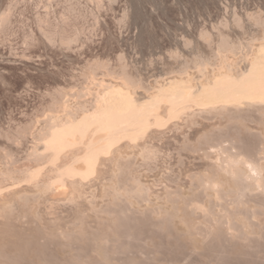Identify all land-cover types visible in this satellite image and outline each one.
<instances>
[{"label":"rangeland","instance_id":"rangeland-1","mask_svg":"<svg viewBox=\"0 0 264 264\" xmlns=\"http://www.w3.org/2000/svg\"><path fill=\"white\" fill-rule=\"evenodd\" d=\"M262 37L264 38V0H0V196L5 198V201L3 199L0 200V206L5 208L2 210L0 207V218L3 219L2 221L0 219V247L2 246L1 250L3 249L2 251L0 250L2 259L0 264H64L63 260L67 264H102L103 262V264H110V262L112 264H264V204L260 205L262 196L255 194L251 197V195H242L241 192L240 194L239 191L235 190L240 198H245V196L247 198L250 196L249 198H251V200L248 198V201H245L247 198L241 199V207L237 198V204L239 205L233 202L234 199L232 203L227 201L230 198L232 199L233 195L236 197L235 191V193H230L232 197L230 194V196L224 195L227 200L221 195L217 196V199L214 197L216 202L213 201V203L211 201L212 204L210 202L206 203L209 200H204L206 198L204 196L205 193L210 190L209 187L205 189L204 186L209 182L207 180H211L209 177L211 176L210 172L212 173L213 170L211 171L210 169L214 168L210 164L214 157L212 153L211 155L209 153L212 149H209V145L219 144L217 142H223V145H227L233 140L232 143L235 144L237 150L238 148L240 149L238 151H244L254 157L257 155L256 157L258 158L255 157V159L259 160L261 158L262 160L260 159L259 161H264V153L262 152L264 150H261L264 147V113L259 110V114L263 113L261 114L263 117H261L255 107V111L251 107L252 112L250 111L248 115L242 114L243 119H241L242 117H239V119L235 118L241 114H232L233 116L224 114L223 116L220 115L219 119L217 115L208 114L203 117V114L197 113L195 115V117L197 116L196 120L191 124L183 120L184 118L178 119L180 122H177L182 124L179 127L180 129L178 128V123L177 128H174V125L166 124L159 130L160 134L155 132L153 137L148 140L149 144H154L153 147H156L155 153L151 158L148 157L145 160L146 158L144 157L145 159H143L139 149L133 146L132 143H128L126 146L130 149L126 148V150L125 145L123 146L124 148L122 147L126 157L123 162L125 164L122 163L121 169L120 167L118 170L115 169L113 161L103 162L100 166L101 171L84 178L80 185L77 184L79 193H77L78 190L76 192L72 191L69 185H60L59 183H53L54 185L48 186L47 189L50 191L46 190V188L43 190L34 186L32 180L21 175L24 172L26 173L29 167L32 169L36 166L47 167L46 165H51V162L47 160L48 158H38L37 156L39 153V156L45 155L46 157V151L41 146L43 142L41 138L45 136L42 131L47 132L50 126H47L48 129H44L47 123L50 125V122L47 121L48 117L46 118L45 116L51 115V113L52 115H61V105L67 104V106L70 105L71 107L76 102H80L83 96L85 98L83 97L82 100L84 101L81 100V102H86L88 103L87 105L90 104L93 86L90 88L88 73L89 69H92L91 67L95 68L97 64H100L97 66L99 68L102 65V68H96L97 77L102 78V73L105 71L104 68L107 66L109 68L107 69L112 73L105 74L103 78L106 76L111 82H115L118 77L121 80L123 76L127 75L126 77L130 76L129 78H132V80L137 79V82L142 80V84L149 87L154 86L156 82L161 84V82L164 83L169 78L183 75L186 71H188L186 74L189 73V75L193 73L191 75H195L197 80L199 73L197 74L195 70H197V63L201 62L199 59L203 58V61L206 56L209 57H206V60L212 58L210 60L211 64L213 62L215 66V62L218 63L215 60L218 59L216 54H219V51L224 48L226 50L228 46L233 49L232 46H235L233 43H236L240 46L235 47L236 49L238 47L237 55L235 56L237 58L241 56V59L238 58V64L244 65L242 55L246 54L244 52L248 53L252 49V45L255 47L259 41L261 42ZM69 41H71L70 44L68 43ZM218 42L219 44L217 45ZM230 43L232 46H230ZM217 46H220V48ZM230 48L226 51L231 50ZM244 49L245 51H243ZM196 59L198 60L196 61ZM210 61H207L209 63L206 62L207 71H211L210 68H213L210 65ZM184 69L185 73L180 74ZM122 71L123 73L125 71L126 75L121 76L123 74H121ZM115 74L121 75H117L116 78L115 76L113 77ZM107 75L111 76V78ZM118 79L117 81L120 82ZM110 80L105 81L109 82ZM86 86H89V90H86ZM79 90H81L82 96ZM73 91H76L75 93L78 95L75 96V93H72ZM137 91L138 95L143 96L142 89ZM62 93H65L64 96ZM79 97L80 99H77ZM55 110H58V114L55 113ZM49 111L52 112L50 113ZM205 117L206 119H204ZM256 117L262 122L258 121ZM185 122L186 124L184 125ZM248 128L252 131L250 130L249 132ZM197 135H199V138ZM261 135L263 138H261ZM214 136L217 138H213ZM194 139H197L196 142H194ZM185 142L187 143L185 144ZM235 149L233 148L232 151H235ZM41 158H44L45 160L43 159V161L45 162ZM214 169L217 170L218 167ZM100 172L101 174H99ZM112 173L116 174L112 175ZM123 176L124 178H122ZM198 177H200L199 180ZM94 180L95 184L93 183ZM134 180L138 182L136 185L138 184L139 187L135 185L133 189ZM202 180H204L205 184L200 183ZM111 183L115 185L110 189ZM28 184L29 187H27ZM143 184L144 186L141 187ZM15 186L16 188H14ZM17 187L19 190H16ZM26 187L30 189L27 190ZM114 187L119 188V191ZM131 187L132 190L130 189ZM13 188L16 191H13ZM121 189L123 195L127 194V189L130 190L128 194L131 193L129 198H133V202L132 200H126L125 197L123 198V195L121 197L126 202L119 199L120 196H117V194L120 193L121 195ZM135 189H142L145 192L140 194L143 191ZM108 190L112 191L113 194V191H115L114 197L117 198V201L115 198L112 199L113 194H110ZM124 190L126 194H124ZM133 190L137 191L136 193L138 194L134 193ZM7 191L10 194H7ZM28 191L30 194H28ZM71 191L72 193H70ZM101 191L102 195L100 194ZM18 192L20 195H18ZM31 192H33L32 195ZM11 193L13 194L11 195ZM66 193L72 194L71 197L69 198ZM171 193H174L173 196H171ZM21 194L23 198L26 194L28 197L19 198ZM38 195H41V197ZM126 196L128 199L129 195ZM219 197L221 200H219ZM13 199H15L16 203ZM187 199L190 200L188 201ZM35 200H37V203ZM18 201L21 202L22 206L18 205L20 203ZM78 202L80 205H78ZM242 202L245 205L247 204V207ZM7 203L8 205H6ZM113 203L116 204L114 205ZM227 203L230 208L236 205L242 210L243 208L244 210L245 208L246 210H248L247 208L251 209L249 217L246 216L248 211L235 209V213L245 214L246 212L245 216L249 219H245L247 221L250 220L246 223H250V226L246 224L248 227L245 226V228H249L248 231L251 229L252 233L249 231L251 233L250 236L247 234V230H244V227L243 231L246 234H243L242 237H240L242 234L239 235V233L243 232L242 228L240 229L241 232H239L240 230L238 231L239 228L230 229L231 222L229 223L227 218H223L227 208H229L227 207L228 205L226 206ZM2 204L9 206V212L7 207H3ZM186 205L187 207H185ZM176 206L181 207L178 210ZM187 208L189 209L187 210ZM93 210L95 211L93 212ZM171 212L175 215L177 213L176 217ZM5 213L6 215H4ZM24 215L26 218H24ZM190 216L191 218L189 219ZM252 217L255 218L252 219ZM183 218L186 219L184 220ZM12 222L15 224H12ZM31 224L33 227L30 226ZM86 225L87 227H85ZM73 228L74 231L72 230ZM52 229L55 230L51 232L50 230ZM10 231H13V234ZM71 232L72 234H70ZM201 232H204L203 235ZM230 232L234 235L230 234ZM89 236H92V238ZM203 239L207 240L204 241ZM189 241L192 243L190 244ZM221 244L223 245L221 246ZM68 245L72 248L68 247L67 249ZM53 249L56 250L53 251ZM74 250H76L75 253ZM3 255L6 257L3 258ZM25 259H27L26 262ZM105 259H108V261ZM115 261L117 262L115 263Z\"/></svg>","mask_w":264,"mask_h":264},{"label":"bare ground","instance_id":"bare-ground-1","mask_svg":"<svg viewBox=\"0 0 264 264\" xmlns=\"http://www.w3.org/2000/svg\"><path fill=\"white\" fill-rule=\"evenodd\" d=\"M262 29V28H261ZM211 36V35H210ZM204 37V36H203ZM226 37V36H224ZM258 38V36H257ZM202 39V38H201ZM204 39H206L204 37ZM225 39V38H224ZM222 40V39H221ZM263 40V41H262ZM261 42L257 43V45L254 47L252 44V49L247 53L244 52L246 54L242 55L243 58V64L244 65H240L238 64V58L240 57H236L235 55L237 52V49L235 48L236 46H238L239 44L233 43V45L235 44V46L233 47L232 44L230 43V46H232L233 49H231L229 46L228 48H230L231 50H228V48L225 50L222 49V51H219V54H216V61H218V63L215 62V66L211 61L212 58L210 60H206L205 57L204 60H206L205 62L201 60V62L199 61L197 63V67L194 65V67L197 68L196 73H199V77H197L198 79L196 80L195 75H191L193 73H189L186 74L188 71H186V73L184 72L185 69L183 71L180 72V74L185 73L183 75H177L176 77H172L169 78L168 80H166L164 83L161 82V84H156L154 86H144L142 84V80L140 82H137L136 80H132V78L130 79L129 77H126L127 75L125 74L126 72L123 71L121 72V74H117L118 76L121 75H126L123 76L121 78V80H119L115 75H113V77L115 76L120 82L116 81L115 82H111V80L108 78H106V76L103 78V76L105 74H109L111 71L108 70L109 68L106 65L104 68L105 71H103V76L101 77H97V71L96 68H98L97 66L100 64H97L95 66V68L91 67L92 69H89V73H88V78H89V84L90 88L93 86V91H92V101H90V104L87 105L88 103L86 102H76V104L72 105L70 107L67 106V104H65L64 106L59 104V108L60 112L62 113L61 115L58 114V110L55 112L58 115H52V111H49L51 113V115L49 116H45L46 118L48 117L47 121L50 122V125H48L49 123L46 124L45 129L47 128V126L49 127V129L47 130V132L42 131L40 133H42L43 135H45L43 138H41L43 140L42 145L44 150L46 151V157L45 155L42 156H38L39 157H44V158H48L47 160H49L51 162V165H46L47 167H41V166H36L35 168L30 169L26 171V173H22V177H26L30 180H32V183L34 184V186H36L37 188H41L43 190H48V186L52 185L53 183H59L60 185H69L68 187L72 189V191H77L78 190V186L77 184H81V181H84V178L90 177L93 174H95L96 172L101 171V164L105 161H113V166L115 169L118 170V168L122 167L123 163L125 160L126 155L124 156V151L122 150V147L125 145V149L127 148L126 144L128 143H132L133 146L137 147L139 149V152L141 154V156H143V159L147 160V158H151V156H153V154L155 153V148L153 147L154 144L151 145V143H148V140L150 138L153 137L155 132H159V130L164 126V125H174V128H177V125L179 124L178 119L180 118H184L183 120H185L186 122H189L190 124L193 123L197 118V116L195 117V115L198 114H203L202 116H206L208 114H212V115H217L218 118L219 116H223L224 114H229L230 116L233 115H239L240 116H236L235 118L242 117V114H249L250 111L252 112V108L253 107V111L258 112V114L260 113V111H262L264 113V38L262 37ZM227 41H229L227 39ZM226 41V42H227ZM254 41V40H252ZM220 42V40H219ZM219 42L217 43V45L219 44ZM230 42V41H229ZM248 42V41H247ZM222 45V44H220ZM229 45V44H227ZM240 46V45H239ZM243 46V44H242ZM218 48H220V46H217ZM222 47V46H221ZM227 47V46H225ZM217 48V49H218ZM240 48V47H239ZM248 48V47H247ZM216 49V50H217ZM249 49V48H248ZM245 51V49L243 50ZM202 52V51H201ZM206 53V52H205ZM239 54V53H238ZM241 54V53H240ZM214 57V58H215ZM197 58V57H194ZM209 58V57H207ZM241 59V58H240ZM239 59V60H240ZM198 59H196L197 61ZM194 61V62H196ZM207 61H210V65L213 68H210L211 71H207ZM193 62V63H194ZM207 62V63H206ZM242 62V60H241ZM196 64V63H194ZM189 65V64H188ZM102 66V65H101ZM100 66V67H101ZM210 66V67H211ZM99 67V68H100ZM191 67V66H190ZM98 68V69H99ZM102 68V67H101ZM108 68V69H107ZM190 69V68H188ZM209 69V70H210ZM198 71V72H197ZM112 73V72H111ZM110 73V74H111ZM101 74V75H102ZM178 74V73H176ZM109 76V75H107ZM120 76V77H121ZM175 76V75H173ZM111 78V76H109ZM106 78V79H105ZM114 79V80H115ZM134 79V78H133ZM105 80H110L105 81ZM162 80V79H161ZM87 87V86H86ZM89 87V86H88ZM88 87L86 88V90L88 89ZM68 88V87H67ZM76 89V88H75ZM78 89V88H77ZM138 89H142L143 91V96L138 95ZM82 90V89H81ZM81 90L77 91L80 93L81 95ZM85 90V91H86ZM89 90V89H88ZM60 91V90H59ZM83 91V90H82ZM76 91H73L72 93L74 94ZM87 92V91H86ZM84 93V92H83ZM63 94V93H62ZM65 94V93H64ZM63 94V96H64ZM86 94V93H85ZM88 94V93H87ZM71 95V94H69ZM68 95V96H69ZM75 96H77L78 94L75 93ZM90 95V94H88ZM82 96V95H81ZM70 97V96H69ZM73 97V96H71ZM85 98V97H84ZM89 98V97H88ZM67 100V98H65ZM74 99V98H73ZM77 99H80L77 98ZM88 100V99H87ZM60 101V100H59ZM58 101V103H59ZM65 101V100H64ZM68 101V100H67ZM72 101V100H71ZM77 101V100H76ZM84 101V100H82ZM89 101V100H88ZM57 102V100H56ZM62 102V101H61ZM65 103V102H62ZM86 103V105H85ZM58 107V105H56ZM57 107H55L57 109ZM246 107V108H245ZM255 107V108H254ZM59 112V113H60ZM261 113V114H263ZM233 114V115H232ZM261 114H259L261 116ZM247 115H245L247 117ZM251 115V114H250ZM259 118L263 117V116H259ZM200 116V115H199ZM198 116V117H199ZM244 116V115H243ZM257 116V115H256ZM50 117V120H49ZM217 118V119H218ZM227 118V117H226ZM244 117H242L241 119H243ZM181 119V120H182ZM202 119V118H201ZM206 119V117L204 118ZM220 119V118H219ZM230 119V118H229ZM232 119V118H231ZM256 119L258 120V118L256 117ZM262 119V118H261ZM44 120V119H43ZM214 120V119H213ZM225 120V118H224ZM237 120V119H236ZM246 120V119H245ZM249 120V119H248ZM46 121V120H45ZM178 121V122H177ZM205 121V120H203ZM228 121V120H227ZM261 121L262 120H258ZM183 122V121H182ZM186 122L184 123V125L186 124ZM199 122V121H198ZM229 122V121H228ZM227 122V123H228ZM234 122V121H232ZM237 122V121H236ZM235 122V123H236ZM264 122V121H263ZM178 123V124H177ZM197 123V122H196ZM225 124V123H224ZM238 124V123H237ZM179 124L178 128L181 127ZM196 125V124H195ZM199 125V124H198ZM230 125V124H229ZM234 125V124H233ZM264 125V124H263ZM43 126V125H42ZM217 126V125H215ZM224 126V125H223ZM237 126V125H236ZM242 126V125H241ZM246 126V125H245ZM259 126V125H258ZM172 127V126H171ZM214 127V126H213ZM220 127V126H219ZM222 127V126H221ZM232 127V126H231ZM247 127V126H246ZM263 127V126H262ZM35 128V127H33ZM211 128V127H210ZM217 128V127H216ZM224 128V127H223ZM241 128V127H240ZM252 128V127H251ZM261 128V127H260ZM180 129V128H179ZM246 129V128H245ZM249 129V128H248ZM257 129V128H255ZM185 130V129H184ZM213 130V129H212ZM243 130V129H242ZM251 129H249L250 132ZM165 131V130H164ZM218 131V130H217ZM223 131V130H222ZM226 131V129H225ZM224 131V132H225ZM228 131V130H227ZM234 131V130H233ZM241 131V129H240ZM239 131V132H240ZM245 131V130H244ZM252 131V130H251ZM263 131V129H262ZM163 132V131H162ZM186 132V131H185ZM193 132V131H192ZM212 132V131H211ZM237 132V131H236ZM259 132V131H258ZM46 133V134H44ZM176 133V132H175ZM207 133V132H206ZM205 133V135H207ZM221 133V132H220ZM243 133V132H242ZM246 133V132H245ZM160 134V132H159ZM164 134V133H163ZM166 134V133H165ZM184 134V133H183ZM199 134V133H197ZM219 134V133H218ZM223 134V133H222ZM241 134V133H240ZM259 134V133H257ZM263 134V133H262ZM212 135V134H211ZM217 135V134H216ZM256 135V134H254ZM260 135V134H259ZM38 136V135H37ZM163 136V135H162ZM199 138V135H197ZM218 136V135H217ZM243 136V135H242ZM264 136V134H263ZM263 136L261 135V138H263ZM157 137V136H156ZM159 137V136H158ZM204 137V136H203ZM201 137V138H203ZM216 136H214L213 138H215ZM169 138V137H168ZM200 138V139H201ZM209 138V137H207ZM211 138V137H210ZM217 138V137H216ZM226 138V137H225ZM229 138V137H228ZM227 138V139H228ZM237 138V136H236ZM239 138V137H238ZM40 139V137H39ZM155 139V138H154ZM240 139V138H239ZM238 139V141H239ZM156 140V139H155ZM160 140V139H159ZM195 140V139H194ZM197 140V139H196ZM196 140L194 142H196ZM209 140V139H207ZM251 140V139H250ZM214 141V140H213ZM216 141V139H215ZM214 141V142H215ZM224 141V140H223ZM230 141V140H228ZM233 141V140H232ZM229 142L227 145H223L220 142H217L219 144H213V145H209V149H211V151H209L210 155L211 153L213 154L214 160L212 162H210L211 166L214 168L218 169H214L211 168L210 170L212 171V173L210 172L211 176H207L209 178H211V180L209 178L210 185L209 182H207L206 184L203 182L204 180H202V182H200L201 184L204 183L205 186L204 188L206 189L207 187H209V192L205 193V197H210V198H204V200H209V201H204L206 203H211V201H215V198L217 199V196L221 195V197H224L225 200H227V197H225L226 195L228 196L230 193H235L236 191H239V193L241 192L242 195H251L254 196L256 195H260L262 196L261 199V203L260 205L263 203L264 204V161H259L261 158H259V160L255 159V157L251 154L249 155L248 153H245L244 151L240 152L238 150H240L235 146L234 143ZM191 142V141H189ZM201 142V141H198ZM197 142V144H198ZM225 142V141H224ZM261 142V140H260ZM259 142V143H260ZM183 143V142H182ZM187 142H185L186 144ZM207 143V142H206ZM236 143V142H235ZM241 143V142H240ZM258 143V144H259ZM202 144V143H201ZM261 144V143H260ZM264 144V143H263ZM34 145V144H33ZM37 146V145H36ZM130 146V145H129ZM158 146V145H157ZM203 146V145H202ZM200 147V146H199ZM240 147V146H239ZM39 148V147H38ZM124 148V147H123ZM195 148V147H194ZM198 148V147H197ZM233 148H236L235 151H232ZM259 148V147H258ZM264 147L261 148V150ZM37 149V148H36ZM130 149V148H127ZM126 149V150H127ZM137 149V150H138ZM161 149V148H160ZM173 149V148H172ZM193 149V147H192ZM196 149V148H195ZM257 149V148H256ZM194 150V149H193ZM197 150V149H196ZM195 150V151H196ZM245 150V149H244ZM4 151V150H3ZM36 151V150H35ZM159 151V150H158ZM7 152V151H6ZM129 152V151H128ZM127 152V153H128ZM132 152V151H131ZM138 152V151H135ZM164 152V151H163ZM255 152V151H254ZM261 152V151H260ZM264 153V151H262ZM43 153V154H45ZM252 153V152H250ZM256 153V152H255ZM262 153V154H263ZM35 154V153H34ZM132 154V153H131ZM178 154V153H176ZM33 155V154H32ZM157 155V154H156ZM161 155V154H160ZM159 155V156H160ZM183 155V154H182ZM194 155V154H193ZM197 155V154H196ZM4 156V155H3ZM130 156V155H129ZM133 156V154H132ZM209 156V155H206ZM254 158H253V157ZM137 157V156H136ZM145 157V158H144ZM183 157V156H182ZM196 157V156H195ZM264 157V155H263ZM43 158V159H44ZM133 158V157H132ZM258 158V157H256ZM42 159V158H41ZM42 159V161H43ZM179 159V158H178ZM45 160V159H44ZM46 160V161H47ZM132 160V159H131ZM262 160V159H261ZM264 160V158H263ZM4 161H8V160H4ZM10 161V160H9ZM41 161V162H42ZM127 161V160H126ZM137 161V160H136ZM155 161V160H154ZM45 162V161H43ZM42 162V163H43ZM4 163V162H3ZM41 163V165H43ZM109 163V162H108ZM123 163V164H122ZM152 163V162H151ZM174 163V162H173ZM207 163H209V161H207ZM14 164V163H13ZM40 164V162H39ZM130 164V163H129ZM1 165V164H0ZM38 165V164H37ZM150 165V164H149ZM172 165V164H171ZM206 165V164H205ZM209 165V164H207ZM15 166V165H14ZM104 166V165H103ZM128 166V165H127ZM1 167V166H0ZM134 167V166H133ZM146 167V166H145ZM6 168V167H5ZM15 168V167H14ZM107 168V166H106ZM129 168V167H128ZM143 168V167H142ZM195 168V167H194ZM4 169V168H3ZM17 169V168H15ZM20 169V168H19ZM24 169V168H23ZM22 169V170H23ZM26 169V168H25ZM132 169V168H131ZM134 169V168H133ZM163 169V168H162ZM168 169V168H167ZM104 170V169H102ZM123 170V169H122ZM126 170V169H125ZM129 170V169H128ZM140 170V169H139ZM138 170V171H139ZM156 170V169H155ZM193 170V169H192ZM203 170V169H201ZM215 170V171H214ZM6 171V169H5ZM20 171V170H19ZM120 171V170H119ZM144 171V170H143ZM164 171V170H163ZM166 171V170H165ZM173 171V170H172ZM12 172V169H11ZM10 172V173H11ZM18 172V171H17ZM108 172V171H107ZM118 172V171H117ZM132 172V170H131ZM130 172V173H131ZM152 172V171H151ZM179 172V171H178ZM8 173V172H7ZM13 173V172H12ZM15 173V171H14ZM134 173V172H133ZM145 173V172H144ZM149 173V172H148ZM155 173V172H154ZM200 173V172H199ZM198 173V174H199ZM16 174V173H15ZM98 174V173H97ZM101 174V172L99 173ZM116 174V173H112ZM197 174V175H198ZM9 175V174H8ZM24 175V176H23ZM111 175V176H112ZM128 175V174H127ZM134 175V174H133ZM136 175V174H135ZM142 175V174H140ZM161 175V174H159ZM179 175V173H178ZM95 176V175H94ZM100 176V175H98ZM122 176V175H121ZM126 176V175H125ZM130 176V175H129ZM144 176V175H143ZM153 176V175H152ZM203 176V175H202ZM206 176V175H205ZM21 177V178H22ZM24 177V178H25ZM105 177V175H104ZM114 177V176H113ZM135 177V176H133ZM154 177V176H153ZM177 177V176H176ZM196 177V176H194ZM201 177V176H200ZM198 177V180L199 178ZM2 178V177H1ZM4 178V177H3ZM92 178V177H91ZM90 178V179H91ZM103 178V177H102ZM124 178V176L122 177ZM151 178V177H150ZM184 178V177H183ZM202 178V177H201ZM206 178V177H205ZM9 179V178H8ZM23 179V178H22ZM105 179V178H104ZM110 180H112L111 178H109ZM114 179V178H113ZM116 179V178H115ZM120 179V178H119ZM131 179V178H130ZM180 179V178H179ZM4 180V179H3ZM26 180V179H25ZM87 180V179H86ZM85 180V181H86ZM151 180V179H150ZM156 180V179H155ZM159 180V179H158ZM163 180V179H162ZM161 180V181H162ZM206 180V179H205ZM14 180H12L13 182ZM102 181V180H101ZM117 181V180H116ZM135 184L132 186L133 189L136 185V180ZM184 181V180H183ZM193 181V179H192ZM195 181V179H194ZM18 182V181H17ZM30 182V181H29ZM89 182V181H88ZM104 183V181H102ZM112 182V181H111ZM198 182V181H197ZM7 183V182H6ZM5 183V185H6ZM15 183V181H14ZM13 183V184H14ZM31 183V184H32ZM95 184V180L93 182ZM120 183V182H119ZM139 183H141L139 181ZM164 183V182H163ZM184 183V182H183ZM193 183V182H192ZM196 183V182H195ZM199 183V184H200ZM12 184V183H11ZM87 184V183H86ZM112 184V183H111ZM110 184V185H111ZM117 184V183H116ZM131 184V182H130ZM133 184V183H132ZM142 184V183H141ZM171 184V183H170ZM175 184V183H174ZM197 184V183H196ZM203 184V185H204ZM54 185V184H53ZM89 185V184H88ZM110 186V189L111 187ZM122 185V184H120ZM155 185V184H154ZM159 185V184H158ZM190 185V184H189ZM198 185V184H197ZM207 185V186H206ZM10 186V185H9ZM27 186V185H26ZM84 186V185H83ZM92 186V185H91ZM94 186V185H93ZM96 186V185H95ZM138 186V184L136 185ZM144 186L141 185V187ZM160 186V185H159ZM5 187V186H4ZM29 187V184L28 186ZM26 187V188H27ZM33 187V186H32ZM59 187V185H58ZM57 187V188H58ZM65 187V186H64ZM90 187V186H89ZM106 187V186H105ZM118 187V186H116ZM116 187H114L115 189H117ZM132 187L130 188L132 190ZM139 187V186H138ZM187 187V186H186ZM199 187V186H198ZM203 187V186H202ZM16 188V186L14 187ZM13 188V189H14ZM34 188V187H33ZM32 188V189H33ZM84 188V187H83ZM86 188V187H85ZM95 188V187H93ZM108 188V187H106ZM127 188V187H126ZM145 188V187H144ZM142 188V189H144ZM30 189V188H29ZM27 188V190H29ZM60 189V188H59ZM98 189V188H97ZM103 189V188H102ZM105 189V188H104ZM113 189V190H115ZM119 189V188H118ZM117 189V190H118ZM142 189H135L138 191H141ZM152 189V188H151ZM163 189V188H162ZM170 189V188H169ZM183 189V188H182ZM204 189V190H205ZM16 190H19L18 187ZM15 189L13 191H16ZM24 190V189H23ZM26 190V192H27ZM42 190V191H43ZM57 190V189H56ZM62 190V189H61ZM64 190V189H63ZM84 190V189H83ZM126 190V189H125ZM125 190L123 191L124 194L129 195L128 199L126 195L122 194V189H121V195L120 193L117 194V196H120V200L122 199V195L123 198L125 197L126 200H132L130 199V194H128V192L130 190L127 189L128 192L125 193ZM172 190V189H170ZM187 190V189H186ZM194 190V188H193ZM191 189V191H193ZM200 190V189H199ZM203 190V188H202ZM236 190V191H235ZM9 191V190H8ZM7 191V194L9 193ZM36 191H38L36 189ZM35 191V193H36ZM50 191V190H48ZM55 191V190H54ZM72 191L70 193H72ZM92 191V190H91ZM109 191V190H108ZM119 191V190H118ZM143 192H139L140 194H143L145 192V190H142ZM147 191V190H146ZM184 191V190H183ZM190 191V192H191ZM235 191V192H234ZM11 192V191H10ZM20 192V191H19ZM18 192V195H20ZM22 192V191H21ZM29 192V191H28ZM69 192V191H68ZM74 192V193H75ZM86 192V191H85ZM93 192V191H92ZM110 192V191H109ZM108 192V193H109ZM114 194L115 191H113ZM117 192V191H116ZM134 193H136L133 190ZM164 192V191H163ZM167 192V191H166ZM165 192V193H166ZM174 192V191H173ZM181 192V191H180ZM179 192V193H180ZM185 192V191H184ZM189 192V193H190ZM2 193V192H1ZM17 193V192H16ZM33 192H31L32 195ZM73 193V194H74ZM77 193H79V190L77 191ZM87 193V192H86ZM105 193V191H104ZM160 193V192H159ZM238 192H236L235 196L232 194L231 197L232 199L227 200L230 201V203L235 202V204L238 203V200L240 201L241 199H243L244 197H241L237 195ZM240 193V194H241ZM3 194V193H2ZM10 194V193H9ZM13 193H11L12 195ZM15 194V193H14ZM23 194V193H22ZM19 197V198H23V196ZM30 194V192L28 193ZM39 194V193H38ZM46 194V192H45ZM68 194V193H66ZM102 195V191L100 193ZM110 194H113L112 191L110 192ZM114 194H113V198L111 196L112 199H114ZM138 194V193H136ZM153 194V193H152ZM161 194V193H160ZM173 196L174 193H171ZM185 194V193H184ZM208 196H207V195ZM17 195V194H16ZM42 195V192H41ZM41 195H38L41 197ZM72 195V194H71ZM71 195L68 194V197L70 198ZM76 195V194H75ZM90 195V194H89ZM134 195V194H133ZM146 195V194H145ZM159 195V194H158ZM182 195V193H181ZM187 195V194H186ZM185 195V196H186ZM225 195V196H224ZM229 195V196H230ZM241 195V196H242ZM9 196V195H8ZM35 196V197H38ZM116 196V195H115ZM116 196V197H117ZM140 196V195H139ZM138 196V197H139ZM143 196V195H141ZM166 196V195H165ZM164 196V197H165ZM177 196V195H176ZM195 196V195H194ZM193 196V197H194ZM6 197V196H5ZM11 197V196H10ZM15 197V196H14ZM28 197V195L26 194V196L24 195V198ZM31 197V196H30ZM74 198V196H72ZM89 197V196H88ZM107 197V196H106ZM150 197V196H149ZM161 197V196H160ZM163 197V199H164ZM175 197V195H174ZM180 197V196H179ZM183 197V196H182ZM187 197V196H186ZM191 197V195H190ZM189 197V198H190ZM250 196H248L249 198ZM7 198V197H6ZM23 198V199H24ZM43 198V196H42ZM45 198V197H44ZM68 198V199H69ZM92 198V197H91ZM103 198V197H102ZM144 198V197H143ZM141 198V199H143ZM185 198V197H184ZM220 198V197H219ZM238 200H237V199ZM245 198H247V196H245ZM244 198V199H245ZM248 198L245 199V201H248ZM1 199H5L3 196H0V200ZM9 199V198H8ZM12 199V198H11ZM37 199V198H36ZM40 199V198H39ZM58 199V198H57ZM104 199V198H103ZM108 199V198H107ZM117 198H115L116 200ZM182 199V198H179ZM214 199V200H213ZM243 199V200H244ZM254 199V198H253ZM15 201V199H13ZM12 200V201H13ZM22 200V199H21ZM43 200V199H42ZM119 200V201H120ZM123 200V199H122ZM126 200H123L126 202ZM145 200V199H144ZM148 200V199H147ZM152 200V199H151ZM160 200V199H159ZM185 200V199H184ZM188 201L190 199H187ZM192 200V199H191ZM195 200V199H194ZM221 200V198L219 199ZM237 200V201H236ZM249 200H251V198H249ZM5 201V200H4ZM29 201V200H28ZM31 201V200H30ZM34 201V200H33ZM37 200H35L36 202ZM70 201V200H69ZM78 201V200H77ZM80 201V199H79ZM85 201V200H84ZM99 201V200H98ZM109 201V200H107ZM111 201V200H110ZM109 201V202H110ZM117 201V200H116ZM143 201V200H142ZM153 201V200H152ZM187 201V202H188ZM244 201V202H245ZM257 201V200H256ZM255 201V202H256ZM20 202V201H18ZM17 202V203H18ZM23 202V201H22ZM41 202V201H40ZM58 202V201H57ZM68 202V201H67ZM106 202V201H104ZM103 202V203H104ZM128 202V201H127ZM133 202V200H132ZM172 202H173V198H172ZM171 202V203H172ZM178 202V201H177ZM181 202V201H180ZM185 202V201H184ZM192 202V201H191ZM190 202V203H191ZM194 202V201H193ZM198 202V201H197ZM203 202V204H204ZM244 202H242L244 204ZM250 202V201H249ZM2 203V202H1ZM11 203V201H10ZM9 203V204H10ZM16 203V201H15ZM30 203V202H29ZM37 203V202H36ZM79 203V202H78ZM102 203V201H101ZM108 203V202H107ZM152 204V202H150ZM160 203V202H159ZM174 203V202H173ZM183 203V202H182ZM189 203V202H188ZM214 203V202H213ZM248 203V202H246ZM254 203V202H253ZM5 204V203H4ZM21 205V202L18 203V205ZM92 204V203H91ZM106 204V203H105ZM114 204V203H113ZM116 204V203H115ZM114 204V205H115ZM118 204V203H117ZM176 204V202H175ZM201 204V203H200ZM202 204V205H203ZM212 204V203H211ZM224 204V201H223ZM234 204V203H233ZM240 207L242 206L241 201H240ZM237 204V205H239ZM255 204V203H254ZM1 205V204H0ZM3 205V204H2ZM8 205V203L6 204ZM12 205V204H11ZM56 205V204H55ZM80 205V203L78 204ZM96 205V204H95ZM104 205V204H103ZM123 205V204H122ZM129 205V204H128ZM163 205V203H162ZM170 205V204H169ZM182 205V204H181ZM197 205V204H196ZM205 205V204H204ZM209 205V204H206ZM228 205V203L226 204V206ZM245 205V204H244ZM243 205V206H244ZM250 205V204H249ZM259 205V204H258ZM257 205V206H258ZM14 206V205H13ZM22 206V205H21ZM26 206V205H25ZM73 206V205H72ZM121 206V205H120ZM136 206V203H135ZM151 206V205H149ZM192 206V205H191ZM231 206V204H230ZM247 207V204L245 205ZM244 206V207H245ZM264 206V205H263ZM2 208V206H0ZM3 207H7V210L9 209V206H5L3 205ZM30 207V206H29ZM98 207V206H97ZM132 207V206H131ZM140 207V206H137ZM148 207V206H147ZM153 207V206H152ZM151 207V208H152ZM163 207V206H162ZM165 207V205H164ZM168 207V206H167ZM170 207V206H169ZM173 207V206H172ZM177 207V206H176ZM181 207V206H179ZM177 207V209L179 208ZM187 207V205L185 206ZM225 207V206H224ZM229 207V205L227 206ZM226 207V208H227ZM255 207V206H254ZM0 208V209H1ZM11 208V206H10ZM16 208V207H14ZM79 208V206H78ZM95 208V207H94ZM113 208V207H112ZM117 208V207H116ZM160 208V207H159ZM192 208V207H191ZM238 207L236 205L232 206V208H227L226 210V214L223 217L224 219L227 218V220L229 221V223L231 222V228H236L238 229V231L242 228L243 231V227L244 230H247V234H249V236L251 235V229L249 230L251 233H249L248 229L245 228V226H247L246 222H249L250 220H246L249 219L248 215L250 210L249 208H247L248 210H246V212L248 211V214H245L237 212L235 213V209H237ZM251 208V207H250ZM256 208V207H255ZM5 208H2V210H4ZM13 209V208H12ZM26 209V208H25ZM29 209V208H28ZM50 209V208H49ZM121 209V208H120ZM145 209V208H144ZM162 209V208H161ZM166 211L167 208L165 207ZM170 209V208H168ZM173 209V208H172ZM180 209V208H179ZM178 209V210H179ZM189 208H187L188 210ZM239 209V208H238ZM237 209V210H238ZM242 210V208H240ZM239 209V210H240ZM258 209V208H257ZM261 209V208H259ZM11 210V209H10ZM30 210V209H29ZM77 210V209H76ZM85 210V209H84ZM143 210V209H142ZM164 210V209H163ZM202 210V209H201ZM236 210V211H237ZM244 210V208H243ZM242 210V211H243ZM244 210V211H245ZM255 210V209H254ZM262 210V209H261ZM79 211V210H78ZM83 211V210H82ZM89 211V210H88ZM95 210H93L94 212ZM100 211V210H99ZM108 211V210H107ZM123 211V210H122ZM150 211V210H149ZM173 211V210H172ZM253 211V210H252ZM257 211V210H255ZM9 212V210H8ZM92 212V211H91ZM142 212V211H141ZM162 212V211H161ZM176 212V211H175ZM203 212V211H202ZM45 213V212H44ZM48 213V212H47ZM90 213V212H89ZM165 213V211H164ZM170 213V211H169ZM173 214V212H171ZM189 213V212H188ZM187 213V215H188ZM221 213V212H219ZM42 214V213H41ZM76 214V213H75ZM105 214V213H104ZM107 214V212H106ZM121 214V213H120ZM127 214V213H126ZM186 214V212H185ZM210 214V213H209ZM218 214V213H217ZM216 214V215H217ZM224 214V213H223ZM238 214V215H236ZM243 214V215H242ZM255 214V213H254ZM6 215V213L4 214ZM3 215V216H4ZM26 215V214H25ZM24 215V218H26ZM47 215V214H46ZM165 215V214H164ZM167 215V214H166ZM175 215V214H173ZM172 215V217H173ZM177 215V213H176ZM175 215V217H176ZM180 215V214H179ZM201 215V214H200ZM27 216V215H26ZM34 216V215H33ZM40 216V214H39ZM80 216V215H79ZM117 216V215H116ZM189 216V215H188ZM203 216V215H202ZM215 216V215H214ZM253 216V215H252ZM8 217V216H7ZM103 217V216H102ZM178 217V216H177ZM195 217V216H194ZM89 218H93V217H89ZM101 218V217H100ZM117 218V217H116ZM153 218V217H152ZM162 218V217H161ZM174 218V217H173ZM180 218V217H179ZM177 218V219H179ZM188 218V217H187ZM191 218V216L189 217V219ZM210 218V216H209ZM246 218V219H245ZM255 217H252V219H254ZM1 219V218H0ZM23 219V218H21ZM167 219V218H166ZM176 219V220H177ZM184 219V218H183ZM186 219V218H185ZM184 219V220H185ZM3 219H1L2 221ZM7 220V219H6ZM34 220V219H31ZM62 220V219H61ZM82 220V219H81ZM163 220V218H162ZM161 220V221H162ZM256 220V219H255ZM9 221V220H7ZM20 221V220H19ZM23 221V220H22ZM35 221V220H34ZM67 221V220H66ZM94 221V220H93ZM175 221V220H174ZM180 221V220H179ZM204 221V220H202ZM261 221V220H260ZM10 222V221H9ZM18 222V221H17ZM33 222V221H32ZM90 222V221H89ZM96 222V220H95ZM94 222V224H95ZM166 222V221H165ZM184 222V221H183ZM187 222V220H186ZM223 222V221H220ZM219 222V223H220ZM225 222V221H224ZM227 222V221H226ZM14 222H12L13 224ZM26 223V222H25ZM40 223V222H39ZM87 223V222H86ZM173 223V221H172ZM211 223V221H210ZM218 223V224H219ZM228 223V222H227ZM264 223V222H263ZM11 224V222H10ZM15 224V223H14ZM27 224H29L27 222ZM81 224V223H80ZM148 224V223H147ZM20 225V224H19ZM24 225V224H23ZM37 225V224H36ZM52 225V224H51ZM62 225V224H61ZM66 225V224H65ZM77 225V224H76ZM79 225V224H78ZM173 225V224H172ZM177 225V224H176ZM230 225V224H229ZM250 226V223L248 224ZM260 225L262 226V224L260 223ZM8 226V225H7ZM22 226V224H21ZM32 226V224L30 225ZM40 226V225H39ZM38 226V227H39ZM50 226V225H49ZM48 226V228H49ZM96 226V225H94ZM175 226V225H174ZM196 226V225H195ZM200 226V225H199ZM211 226V225H210ZM220 226V225H218ZM252 226V225H251ZM13 227V226H12ZM24 227V226H23ZM22 227V228H23ZM27 227V226H26ZM33 227V226H32ZM47 227V224H46ZM51 227V226H50ZM67 227V226H66ZM78 227V226H77ZM87 227V225L85 226ZM91 227V226H89ZM114 227V226H113ZM198 227V226H197ZM215 227V226H214ZM217 227V226H216ZM228 227V226H227ZM248 227V226H247ZM254 227V226H253ZM252 227V228H253ZM260 227V226H259ZM10 228V227H9ZM21 228V229H22ZM29 228V227H28ZM31 228V227H30ZM37 228V227H36ZM76 228V227H74ZM74 228L72 229L74 231ZM102 228V226H101ZM110 228V227H109ZM115 228V227H114ZM176 228V227H175ZM195 228V227H194ZM220 228V227H218ZM226 228V226H225ZM224 228V229H225ZM255 228V227H254ZM263 228V227H262ZM261 228V231H262ZM15 229V228H14ZM44 229V228H43ZM58 229V228H56ZM116 229V228H115ZM200 229V228H198ZM205 229V228H204ZM222 229V228H221ZM259 229V228H258ZM17 230V229H16ZM15 230V231H16ZM27 230V228H26ZM46 230V228H45ZM49 230V229H48ZM55 230L52 229L50 230L51 232ZM71 230V229H70ZM78 230V229H77ZM174 230V229H173ZM189 230V229H188ZM194 230V229H193ZM220 230V229H219ZM235 230V229H234ZM245 230V231H246ZM257 230V229H256ZM255 230V231H256ZM14 231V232H15ZM60 231V230H59ZM64 231V230H63ZM76 231V230H75ZM115 231V230H114ZM186 231V230H185ZM202 231V230H200ZM218 231V230H217ZM228 231V230H227ZM243 231L241 232V230L239 232L240 237L243 236V234H246V232ZM11 232V231H10ZM13 232V231H12ZM11 232V233H12ZM49 232V231H47ZM77 232V231H76ZM83 232V231H82ZM104 232V230H103ZM113 232V230H112ZM172 232V231H171ZM205 232V231H204ZM203 232V233H204ZM224 232V231H223ZM245 232V233H244ZM5 233V232H4ZM27 233V232H26ZM56 233V232H55ZM65 233V232H64ZM74 233V232H73ZM80 233V232H79ZM107 233V232H106ZM111 233V232H110ZM114 233V232H113ZM117 233V232H116ZM187 233V232H186ZM202 233V232H201ZM199 233V234H201ZM202 233V235H203ZM207 233V231H206ZM220 233V231H219ZM254 233V232H253ZM257 233V232H256ZM13 234V233H12ZM20 234V233H19ZM23 234V233H22ZM28 234V233H27ZM43 234V233H42ZM54 234V233H52ZM62 234V233H61ZM72 234V232L70 233ZM69 234V235H70ZM82 234V233H81ZM100 234V233H99ZM104 234V233H103ZM167 234V233H166ZM230 234L234 235L232 232H230ZM236 234V233H235ZM238 234V233H237ZM258 234V233H257ZM264 234V233H263ZM18 235V234H17ZM41 235V234H40ZM48 235V234H47ZM60 235V234H59ZM75 235V234H74ZM217 235V234H216ZM219 235V234H218ZM238 235V236H239ZM13 236V235H12ZM23 236V235H22ZM27 236V235H26ZM66 236V235H65ZM73 236V235H72ZM78 236V235H77ZM183 236V235H182ZM181 236V237H182ZM186 236V235H185ZM236 236V235H235ZM246 236V235H245ZM261 236V233H260ZM264 236V235H263ZM64 237V236H63ZM68 237V236H67ZM66 237V238H67ZM90 237V236H89ZM94 237V234H93ZM100 237V236H99ZM118 237V236H117ZM180 237V238H181ZM204 237V236H203ZM213 237V236H212ZM211 237V238H212ZM215 237V236H214ZM218 237V236H217ZM226 237V236H225ZM230 237V236H227ZM255 237V236H254ZM262 237V236H261ZM87 238V237H86ZM92 238V236L90 237ZM98 238V237H97ZM106 238V237H105ZM111 238V237H110ZM185 238V237H184ZM183 238V239H184ZM187 238V237H186ZM196 238V236H195ZM88 239V238H87ZM113 239V238H112ZM179 239V238H178ZM202 239V238H200ZM210 239V238H209ZM240 239V238H239ZM66 240V239H65ZM64 240V241H65ZM78 240V239H77ZM181 240V239H180ZM204 240V239H203ZM207 240V239H206ZM204 240V241H206ZM218 240V239H216ZM220 240V239H219ZM224 240V239H223ZM232 240V237H231ZM235 240V239H234ZM233 240V241H234ZM63 241V240H62ZM76 241V240H75ZM111 241V240H110ZM193 241V240H192ZM201 241V240H200ZM214 241V240H213ZM222 241V240H221ZM226 241V240H225ZM238 242V240H236ZM261 241V239H260ZM7 242V241H6ZM190 242V241H189ZM188 242V244H189ZM199 242V241H198ZM216 242V241H215ZM235 242V241H234ZM51 243V242H50ZM192 242H190L191 244ZM200 243V242H199ZM220 243V242H219ZM231 243V242H230ZM60 244V243H59ZM68 244V242H67ZM103 244V243H102ZM108 244V243H106ZM120 244V243H119ZM130 244V243H129ZM201 244V243H200ZM210 244V243H209ZM235 244V243H234ZM4 245V244H3ZM16 245V244H15ZM14 245V246H15ZM85 245V244H84ZM88 245V244H87ZM104 245V244H103ZM117 245V244H116ZM125 245V244H124ZM128 245V243H127ZM194 245V244H193ZM192 245V246H193ZM223 244H221L222 246ZM236 245V244H235ZM60 246H62V244H60ZM70 245L67 246V249ZM92 246V245H91ZM115 246V245H114ZM186 246V245H185ZM201 246V245H200ZM2 247V246H1ZM0 247V250H1ZM4 247V246H3ZM48 247V245H47ZM55 247V246H54ZM53 247V248H54ZM58 247V246H57ZM56 247V248H57ZM103 247V246H102ZM110 247V246H109ZM120 247V246H119ZM209 247V246H207ZM233 247V246H232ZM63 248V247H62ZM72 248V247H69ZM114 248V247H113ZM219 248V246H218ZM41 249V248H40ZM60 249V248H59ZM90 249V248H89ZM210 249V248H209ZM213 249V248H212ZM233 249V248H231ZM3 250V249H2ZM1 250V251H2ZM14 250V249H13ZM50 250V249H49ZM56 249H53V251ZM71 250V249H70ZM93 250V249H91ZM188 250V249H187ZM32 251V250H31ZM76 250H74L75 253ZM80 251V250H78ZM81 251H83L81 249ZM203 251V250H202ZM29 253H31L30 251H28ZM47 252V251H46ZM101 252V251H100ZM115 252V251H114ZM117 252V251H116ZM190 252V251H189ZM200 252V251H199ZM50 253V252H48ZM54 253V252H53ZM67 253V252H66ZM1 254V253H0ZM97 254V253H96ZM108 254V253H107ZM125 254V253H124ZM213 254V253H212ZM58 255V254H57ZM60 255V254H59ZM64 255V254H63ZM66 255V254H65ZM72 255V254H71ZM88 255V254H87ZM216 255V254H215ZM258 255V254H257ZM22 256V255H21ZM25 256V255H24ZM27 256V255H26ZM33 256V255H32ZM38 256V255H36ZM56 256V255H55ZM102 256V255H101ZM100 256V257H101ZM106 256V255H105ZM201 256V255H200ZM6 257L3 255V258ZM31 257V256H30ZM44 257V256H43ZM61 257V256H60ZM63 257V256H62ZM89 257V256H88ZM92 257V256H91ZM33 258V257H32ZM111 258V256H110ZM126 258V257H125ZM1 259V257H0ZM39 259V257H38ZM59 259V258H58ZM89 259V258H88ZM91 259V258H90ZM103 259V257H102ZM109 259V258H108ZM108 259H105L108 261ZM142 259V258H141ZM140 259V260H141ZM27 259H25L26 262ZM30 260V259H29ZM36 260V259H34ZM57 260V259H56ZM113 260V259H112ZM124 260V259H122ZM121 260V261H122ZM128 260V259H125ZM138 260V259H137ZM2 261V259L0 260V262ZM59 261V260H58ZM87 261V259H86ZM111 261V259H110ZM132 261V260H131ZM4 262V261H3ZM24 262V261H23ZM41 262V261H39ZM48 262V261H47ZM60 262V261H59ZM62 262V261H61ZM64 264L66 263V261H64ZM62 262V263H63ZM90 262V261H88ZM92 262V261H91ZM98 262V261H97ZM117 261H115L116 263ZM123 262V261H122ZM136 262V261H134ZM58 263V262H57ZM95 263V262H93ZM104 263V262H103ZM102 263V264H103ZM129 263V262H128ZM46 264V263H45ZM49 264V263H48ZM67 264V263H66ZM80 264V263H79ZM89 264V263H88ZM92 264V263H91ZM98 264V263H97ZM109 264V263H106ZM110 264H112L110 262ZM125 264V263H124ZM130 264V263H129Z\"/></svg>","mask_w":264,"mask_h":264},{"label":"snow or ice","instance_id":"snow-or-ice-1","mask_svg":"<svg viewBox=\"0 0 264 264\" xmlns=\"http://www.w3.org/2000/svg\"><path fill=\"white\" fill-rule=\"evenodd\" d=\"M69 44L71 43V41L68 42Z\"/></svg>","mask_w":264,"mask_h":264}]
</instances>
